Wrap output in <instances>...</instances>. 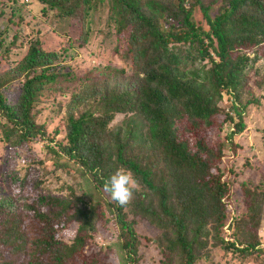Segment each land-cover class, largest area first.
<instances>
[{"label": "trees", "instance_id": "obj_1", "mask_svg": "<svg viewBox=\"0 0 264 264\" xmlns=\"http://www.w3.org/2000/svg\"><path fill=\"white\" fill-rule=\"evenodd\" d=\"M37 1L44 30L0 25V142L40 152L0 173V264L264 263V157L234 161L246 129L264 155V0ZM92 36L106 59L81 68Z\"/></svg>", "mask_w": 264, "mask_h": 264}, {"label": "rangeland", "instance_id": "obj_2", "mask_svg": "<svg viewBox=\"0 0 264 264\" xmlns=\"http://www.w3.org/2000/svg\"><path fill=\"white\" fill-rule=\"evenodd\" d=\"M16 1V2H15ZM21 0H0V25L2 26L4 24L5 21V16L9 13V11L12 9L16 14L18 13H22V12H29L28 14L24 13L25 17H24V21H27V26H29L30 24L34 23V16H30L31 14L33 15H42V19L44 18V16H47V23L43 25L42 24L39 26L42 27V29L44 30L45 28H47V26L50 25V18L48 17L49 15L46 13V11L44 13H41V4L37 1V0H24L25 4L22 5L20 4ZM52 20V19H51ZM53 21V20H52ZM59 24V23H56ZM26 26V25H25ZM26 26V28H27ZM56 30L57 29H62L63 30V26L61 25H56ZM71 33H75V27L73 25L72 29H69ZM29 27L26 29L25 33H29ZM86 51L91 52V55H81L78 56L76 58V64L78 66H80L81 68H84L85 66H88L90 64V62H94L97 61L95 60V58H100L101 60L106 59L107 56V52L104 51L100 45V38L99 37H91L89 42H88V46L86 47ZM249 126H251L249 124ZM249 128V127H248ZM214 132L212 131V134ZM234 142L237 144V150H236V155L234 158V161L236 162V164H240L242 162V160L244 158H249V160H251L250 158H252V160L254 161H258V160H262L264 155L263 152L261 151L260 147L258 146H254L251 147L250 143V132L249 130H245L244 132H242L241 134L235 135L234 136ZM39 146L36 147H32L31 151L28 152L27 149L25 150H17V149H12L13 151H11L7 146H5L4 144H2L0 142V173L3 172L5 170V168L8 166L5 164L6 162V157L7 155L13 156V152H16L19 154V157H14V162L17 164H21L25 158H24V154H28V156H33L38 158L40 156V152L38 151ZM258 158V159H257ZM247 176H251L252 178H254L256 181L263 176L264 177V171H261L260 169H256V170H252L249 174L245 175L244 178H246ZM1 177V176H0ZM0 186L7 191L6 186L4 183H1L0 181ZM264 227V226H263ZM262 227L261 232H264V228ZM137 232L141 235H145V236H153L156 233V230L147 226L145 223L140 222L138 224H136L135 226ZM261 244H264V239L261 238L260 239ZM93 249H89L87 250V248H85V252H91L92 254ZM139 251L143 253V259L141 261V264H159L158 262V255L156 253V251L153 249L152 245L151 246H141L139 248ZM215 259H218L217 257H215ZM248 263H254V264H264L262 261V258L258 257L255 259H248L247 260ZM219 264H223V260H221L219 262Z\"/></svg>", "mask_w": 264, "mask_h": 264}, {"label": "clouds", "instance_id": "obj_3", "mask_svg": "<svg viewBox=\"0 0 264 264\" xmlns=\"http://www.w3.org/2000/svg\"><path fill=\"white\" fill-rule=\"evenodd\" d=\"M138 189L139 183L137 179L131 170L124 167L118 168L105 179L103 184V191L120 207L129 205Z\"/></svg>", "mask_w": 264, "mask_h": 264}]
</instances>
